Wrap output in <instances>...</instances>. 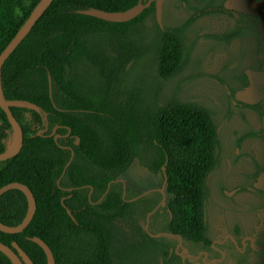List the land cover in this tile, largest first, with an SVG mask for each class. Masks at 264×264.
<instances>
[{
	"label": "trees",
	"instance_id": "16d2710c",
	"mask_svg": "<svg viewBox=\"0 0 264 264\" xmlns=\"http://www.w3.org/2000/svg\"><path fill=\"white\" fill-rule=\"evenodd\" d=\"M38 1L0 0V52ZM226 1L170 0L185 15L173 23L162 18L161 24L154 2L123 22L80 10L123 11L138 0H53L49 4L1 67L5 98L26 99L40 107H10L22 127L23 143L16 155L0 160V187L12 181L26 184L36 210L22 231L0 230L1 242L9 246L16 242L34 264H46L34 236L47 243L55 264H160L159 257L161 264H182L180 256L169 251L176 241L170 233L179 235L187 247L209 245L208 179L222 161V120L215 102L185 94L184 89L205 75L202 62L208 55L228 51L234 42L239 43L238 53L225 65L223 76L215 75L229 98L231 111L225 121L238 109L245 129L236 147L244 138L264 144V100L234 98L249 84L247 68L264 72L261 17L230 8ZM221 15L233 20L230 27L201 31L200 19ZM246 40L252 47L245 51ZM142 62L149 89L142 75L135 76ZM82 68L88 75L81 74ZM135 77L141 79L137 84ZM246 112L259 117L260 127L251 125ZM12 135L0 107V152L10 146ZM136 157L153 173L165 166L166 206L171 215L159 206L148 224L149 232H163L158 236L146 232L139 220L144 221L159 202L160 193L139 195L126 189L125 197H139L130 202L122 198V181L117 178ZM251 159L255 169L244 173L237 189L258 199L249 204L253 210L264 207V188L254 185L264 162ZM90 190L92 201L102 197L98 203L89 202ZM141 201L144 211L137 216ZM26 209L21 190L0 193L2 223H20ZM126 228L135 231L134 237L124 232ZM0 264H12L1 251Z\"/></svg>",
	"mask_w": 264,
	"mask_h": 264
},
{
	"label": "rangeland",
	"instance_id": "374dc122",
	"mask_svg": "<svg viewBox=\"0 0 264 264\" xmlns=\"http://www.w3.org/2000/svg\"><path fill=\"white\" fill-rule=\"evenodd\" d=\"M170 0H163L162 18L166 23H173L181 19L185 12L182 9H176L170 5ZM226 6L235 10L248 11L258 14L261 17V25L264 30V0H227ZM233 23L231 18L221 16H208L200 19L199 25L203 33L221 32L230 27ZM238 42L232 43L228 51H219L213 55H208L202 62V71L204 76L194 80L186 85L184 92L188 95L202 96L211 99L217 104L218 117L222 120L219 126V132L222 142V154L224 155V165L215 173L211 174L208 182L212 194V204L209 208V221L213 231H218L221 235L225 233V222H233L240 219L243 229L248 232L254 229L264 228V208L255 210L249 209L250 203H257L258 200L248 193H234L236 186L241 182L245 172L252 171V159L264 162V144L256 138H244L239 147H236L235 141L241 137L245 129L241 114L238 109H233L229 120L225 121L231 109L228 106V96L222 83L215 75L223 76L226 72L225 65L238 53ZM252 47V42H244L245 51ZM247 56L249 54L247 53ZM144 62L137 68L135 76L144 79V85L149 89L150 80L146 79L147 72L144 69ZM229 67V66H228ZM84 76L88 75L83 68L80 70ZM249 84L235 93L236 100L244 102H257L264 100V72L251 68L246 69ZM86 78V77H85ZM141 81L134 78L137 84ZM247 118L255 128L260 127L261 120L254 112H246ZM120 178L134 192H141L148 189L160 188L163 182L162 171L153 173L139 158L136 157L132 164L120 175ZM256 186L264 188V170L257 178ZM220 185L227 192L233 191V196L226 197L221 194ZM166 198L169 195L166 194ZM230 208H235L232 211ZM144 223H142L143 225ZM221 227L220 230H218Z\"/></svg>",
	"mask_w": 264,
	"mask_h": 264
},
{
	"label": "water",
	"instance_id": "95a60500",
	"mask_svg": "<svg viewBox=\"0 0 264 264\" xmlns=\"http://www.w3.org/2000/svg\"><path fill=\"white\" fill-rule=\"evenodd\" d=\"M52 1L53 0H39L35 4L33 9L31 10L28 17L25 19L22 25L18 28L14 36L11 38V40L6 44V46L0 52V107L5 112L6 117L13 128L11 144L4 151L0 152V160L7 159V158H10L16 155L20 151L22 147V143H23L22 127L20 123L18 122V120L13 115L10 107L28 105V106L35 107L38 110L40 109V107L37 104L29 100H26V99H7L5 98L3 94V90H2V84H1V67L4 61L7 59V57L13 52V50L18 46V44L29 33L33 25L40 18V16L44 13L46 8L49 6V4ZM152 2H154V5H155L156 20L159 24H161L163 0H138V2L135 5L123 11H107V10H103L100 8H89V9L80 10V12L84 14L92 15V16H95V17H98L104 20L112 21V22H123V21H128L136 17L137 15H139ZM44 115L46 117V113H44ZM78 142H79V139L76 138V143ZM72 156H73V151H71V157L69 161L66 163V165L70 162ZM164 168L165 166L162 167L163 170ZM164 176H165V182L163 183V188L166 183V174H164ZM8 189L21 190L26 196V200H27L26 213L20 223L10 226L0 221L1 231L8 232V233H16V232L22 231L32 219L35 213V210H36V202H35V198L33 196L32 191L29 189V187L26 184H23L18 181L9 182L0 187V193ZM164 199L165 197L163 195L162 204H164ZM154 210L155 209L151 210L147 214V220H146L145 227H147L149 215ZM67 212L70 214L69 211ZM151 235L158 236L159 233L151 234ZM32 240L36 242L38 245H40L41 248L44 250V253L46 255V264H55V258H54L53 252L50 249V247L47 245V243L38 236L32 237ZM0 251L9 258L12 264H34L31 258L29 257V255L16 242H12L11 246H9L0 241Z\"/></svg>",
	"mask_w": 264,
	"mask_h": 264
},
{
	"label": "flooded vegetation",
	"instance_id": "af4514ba",
	"mask_svg": "<svg viewBox=\"0 0 264 264\" xmlns=\"http://www.w3.org/2000/svg\"><path fill=\"white\" fill-rule=\"evenodd\" d=\"M54 128H56V126ZM54 128L52 129V132L55 130ZM46 129H47V126L44 128V130ZM224 163H225V159H224V155L222 154V161H221L220 168L224 165ZM254 169L255 168L253 167V170ZM164 170L163 169L161 170L162 177H163V182L161 184V187L156 188V189H148L145 191H141L139 195H144L148 193L149 191L159 192L161 195L160 200L152 208V210L155 209L152 213H154L156 209H158V207L161 206V207H164L167 212H169V215H171L170 209L166 206V203L169 200V198L168 199L166 198V194H168L166 191V183L163 188V183L165 182V176H164L165 171ZM117 179L122 181V198L125 201H128V202L134 201L139 197V195L125 197L126 189H129L130 191L129 193H134V191L129 186L126 185V183L123 181L122 178H120V176ZM166 179H167V176H166ZM244 180H245V176L243 174L241 182H243ZM256 181L254 182V185H256L255 184ZM237 186H236V190H234V193L235 192L236 193H248L252 195V193L250 192L238 191ZM232 193L233 191L227 192V190L224 187L221 192V194L225 195L226 197L233 196L234 193L233 194ZM90 195H91V190L88 192V200L92 204L98 203L102 198V197H99L98 199L92 201ZM163 195L165 197L164 204H162ZM211 204L212 202L210 203V206ZM144 207H145V204L142 201L139 202V204H137L136 206L137 216H139L144 211ZM258 208H264V207H258ZM128 210L130 211V207L128 208ZM150 211H148L147 214ZM135 214H136L135 211H133L132 215H135ZM147 214L145 216L144 221L139 220V222L141 223V226L143 227V229L146 232H148L150 235L156 234V233H151L148 231L149 217L151 214L148 217L147 227H145L146 220H147ZM162 217H164V215L159 217V219L161 220ZM142 223L144 224L142 225ZM208 223L210 225L211 241L209 245L204 248H199V247L193 248V247L184 246L182 244V239L179 235H177L176 233H170L173 237L176 238V241L173 246L169 247V251L170 252L174 251L177 255H179L182 264H264V228L254 229L248 232L247 230L243 229L241 220L235 219L233 222H229V221L225 222V226H224L225 233L221 235L218 231H213V229L211 228V224L209 221V209H208ZM220 229L221 227L218 230ZM124 232L130 235V237H134L135 235V231L130 230L128 228H126ZM160 233H163V232H160ZM151 236H154V235H151ZM159 258H160V264H161V257Z\"/></svg>",
	"mask_w": 264,
	"mask_h": 264
}]
</instances>
